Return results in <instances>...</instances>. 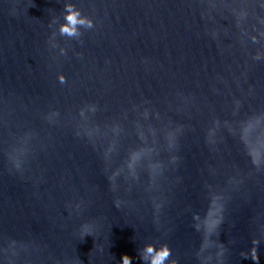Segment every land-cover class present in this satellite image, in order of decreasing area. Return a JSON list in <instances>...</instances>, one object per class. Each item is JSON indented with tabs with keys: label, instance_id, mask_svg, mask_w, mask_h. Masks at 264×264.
I'll return each instance as SVG.
<instances>
[{
	"label": "water",
	"instance_id": "water-1",
	"mask_svg": "<svg viewBox=\"0 0 264 264\" xmlns=\"http://www.w3.org/2000/svg\"><path fill=\"white\" fill-rule=\"evenodd\" d=\"M148 244L264 264V0H0V264Z\"/></svg>",
	"mask_w": 264,
	"mask_h": 264
},
{
	"label": "clouds",
	"instance_id": "clouds-1",
	"mask_svg": "<svg viewBox=\"0 0 264 264\" xmlns=\"http://www.w3.org/2000/svg\"><path fill=\"white\" fill-rule=\"evenodd\" d=\"M76 15H77L76 13L71 12L69 10L65 11L64 22L59 24V31L61 34L67 33L71 35L75 31L74 25L78 22L76 20ZM53 22H55V18H53ZM79 22H82V21H79ZM81 227L82 229H85L83 231V236L85 234H91L90 231L86 230L87 225H82ZM153 252H154L153 246L150 244L145 245L142 252L139 251V257L141 261L143 262V264H161V260L158 257H163L167 255L166 249L156 250L155 255H153ZM131 259L132 258L129 257L127 254H122L118 264H131Z\"/></svg>",
	"mask_w": 264,
	"mask_h": 264
}]
</instances>
